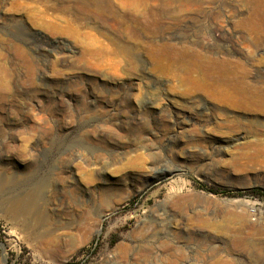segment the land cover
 Masks as SVG:
<instances>
[{
	"label": "rangeland",
	"instance_id": "374dc122",
	"mask_svg": "<svg viewBox=\"0 0 264 264\" xmlns=\"http://www.w3.org/2000/svg\"><path fill=\"white\" fill-rule=\"evenodd\" d=\"M138 3L0 0V264H264V0Z\"/></svg>",
	"mask_w": 264,
	"mask_h": 264
},
{
	"label": "bare ground",
	"instance_id": "6f19581e",
	"mask_svg": "<svg viewBox=\"0 0 264 264\" xmlns=\"http://www.w3.org/2000/svg\"><path fill=\"white\" fill-rule=\"evenodd\" d=\"M186 5V0H182ZM119 4L124 9H127L133 13L136 14V12L139 10V3L138 0H119ZM182 5V4H181ZM183 6V5H182ZM193 6V5H192ZM141 13V12H140ZM180 171V170H176ZM15 205V204H14ZM17 206V205H16ZM14 206V210H18V207ZM261 213V211H259ZM262 214V213H261Z\"/></svg>",
	"mask_w": 264,
	"mask_h": 264
},
{
	"label": "water",
	"instance_id": "95a60500",
	"mask_svg": "<svg viewBox=\"0 0 264 264\" xmlns=\"http://www.w3.org/2000/svg\"><path fill=\"white\" fill-rule=\"evenodd\" d=\"M174 173H167L166 176H172Z\"/></svg>",
	"mask_w": 264,
	"mask_h": 264
}]
</instances>
